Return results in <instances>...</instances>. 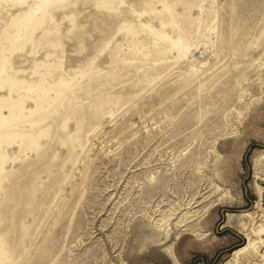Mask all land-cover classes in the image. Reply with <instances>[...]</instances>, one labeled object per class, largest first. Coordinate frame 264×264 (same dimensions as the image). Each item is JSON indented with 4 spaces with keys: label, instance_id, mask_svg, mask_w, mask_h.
Instances as JSON below:
<instances>
[{
    "label": "rangeland",
    "instance_id": "374dc122",
    "mask_svg": "<svg viewBox=\"0 0 264 264\" xmlns=\"http://www.w3.org/2000/svg\"><path fill=\"white\" fill-rule=\"evenodd\" d=\"M41 1L0 0V264H264V0Z\"/></svg>",
    "mask_w": 264,
    "mask_h": 264
},
{
    "label": "bare ground",
    "instance_id": "6f19581e",
    "mask_svg": "<svg viewBox=\"0 0 264 264\" xmlns=\"http://www.w3.org/2000/svg\"><path fill=\"white\" fill-rule=\"evenodd\" d=\"M6 1H13V2H16V1H18V2H23V1H25V0H6ZM47 1L46 0H42L41 1V4L40 5H37L33 10H32V13H34L36 10H38V9H41V8H43V6H44V4L46 3ZM19 4V3H18ZM46 5V4H45ZM173 45H176L175 47H178V48H180V52H182L183 50L184 51H186L187 50V46H185V44L184 43H182L179 39L178 40H175V42H173ZM183 51V52H184ZM187 52V51H186ZM185 52V53H186ZM182 54V53H181ZM183 216H185L186 217V219L187 218H189L190 216H187V214L185 213V214H183L182 215V217H179V219L178 220H176L177 222L175 223L176 224V227L177 226H181L184 222H185V219L183 218ZM184 220V221H183ZM190 220V219H189ZM163 221V220H162ZM187 222V221H186ZM167 223V222H166ZM182 227V226H181ZM188 227V226H187ZM189 228V227H188ZM184 229V228H183ZM182 230V229H181ZM186 230V229H185ZM167 231V230H166ZM168 234H169V232H167ZM167 233H166V235L164 234V237H165V239H167V237H168V235H167ZM164 239V240H165ZM161 242H163V240L161 241ZM252 242H250L249 240H248V242L244 245V247H239V249L238 250H235L234 252H233V254H232V257H231V259L233 260L234 259V261H236L237 259H238V257L240 256V255H242L243 253H245V252H247L248 250H249V248H250V246H252ZM231 254V253H230ZM256 262V261H255ZM226 264H231V262H226Z\"/></svg>",
    "mask_w": 264,
    "mask_h": 264
},
{
    "label": "crops",
    "instance_id": "0c3cea01",
    "mask_svg": "<svg viewBox=\"0 0 264 264\" xmlns=\"http://www.w3.org/2000/svg\"><path fill=\"white\" fill-rule=\"evenodd\" d=\"M186 232H191V234H192V232H196V229L194 228V227H192V228H190V230H188V231H186ZM177 237V236H176ZM175 237V238H176ZM158 243H161V240L158 242ZM165 250L167 251V248L165 247Z\"/></svg>",
    "mask_w": 264,
    "mask_h": 264
}]
</instances>
